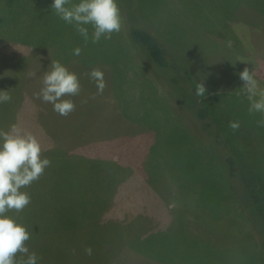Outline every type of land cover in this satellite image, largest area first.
<instances>
[{
	"label": "rangeland",
	"instance_id": "1",
	"mask_svg": "<svg viewBox=\"0 0 264 264\" xmlns=\"http://www.w3.org/2000/svg\"><path fill=\"white\" fill-rule=\"evenodd\" d=\"M52 2L0 0V91L12 97L0 103V130L16 124L33 133L51 161L22 189L30 204L7 213L29 231L26 247L37 264H264L260 241L208 151L205 124L183 108L188 84L172 86L165 79L172 69L139 58L118 0L121 29L98 43L91 25H83L85 42ZM138 6L193 86L204 84L199 99L241 167L264 168V126L257 124L264 114L249 113L239 78L247 67L257 91L264 89V0H139ZM52 60L80 81L79 95L66 97L76 105L67 117L34 95ZM93 68L104 73L103 94L88 75ZM230 121L239 122L241 133ZM26 259L16 256L17 264Z\"/></svg>",
	"mask_w": 264,
	"mask_h": 264
},
{
	"label": "clouds",
	"instance_id": "2",
	"mask_svg": "<svg viewBox=\"0 0 264 264\" xmlns=\"http://www.w3.org/2000/svg\"><path fill=\"white\" fill-rule=\"evenodd\" d=\"M51 9L67 24H74L76 31L88 41V29L93 28L92 43H98L103 37L110 39L112 33L121 29L122 18L117 0H53ZM81 49H73V55L79 56ZM36 74L29 73V76ZM95 81L97 93L103 94L106 88L104 73L99 68H93L88 74ZM239 78L243 81V90L249 100V113L264 114V89L258 90V82L249 68L245 67ZM81 85L76 73L56 60L51 61V69L43 74L42 87L34 94L37 99L53 106V111L67 117L75 111L76 105L72 99L79 95ZM206 88L203 83H197L194 94L204 97ZM259 95V99H254ZM12 99L8 91H0V103ZM258 126H264V120L257 121ZM238 121H230L232 130L239 128ZM44 149L38 138L31 132L12 124L9 130H0V264H17L18 253L27 255L20 264H37V254L26 247L30 239L27 228L7 213L22 212L31 202L30 195L22 191L33 182L40 179L51 161L42 156ZM85 253L91 255V248H85Z\"/></svg>",
	"mask_w": 264,
	"mask_h": 264
},
{
	"label": "trees",
	"instance_id": "3",
	"mask_svg": "<svg viewBox=\"0 0 264 264\" xmlns=\"http://www.w3.org/2000/svg\"><path fill=\"white\" fill-rule=\"evenodd\" d=\"M118 4L127 19L128 36L139 58L150 67H158L164 71L178 70L177 73L168 72L165 77L167 82L173 84L172 86L176 83L188 84L190 100L188 104L183 103V108L194 121L199 123L203 121L205 124L203 131L204 137L209 142L208 151L221 164L231 191L245 213L246 222L253 227L264 252V168L257 164H252L250 169L244 166L247 170L241 167L232 147L219 131L208 105L194 94L195 86L191 83L187 70L183 65L177 64L171 57L167 45L151 32L150 18L142 8H139V0H118ZM237 132L241 133L240 130ZM262 138L259 139V145L263 143ZM258 160L260 161L259 158ZM247 236L249 238V235Z\"/></svg>",
	"mask_w": 264,
	"mask_h": 264
},
{
	"label": "crops",
	"instance_id": "4",
	"mask_svg": "<svg viewBox=\"0 0 264 264\" xmlns=\"http://www.w3.org/2000/svg\"><path fill=\"white\" fill-rule=\"evenodd\" d=\"M247 6L251 8V5H250V4H247ZM208 108H209V106H208ZM209 109H210V108H209ZM205 150H206V149H205Z\"/></svg>",
	"mask_w": 264,
	"mask_h": 264
}]
</instances>
